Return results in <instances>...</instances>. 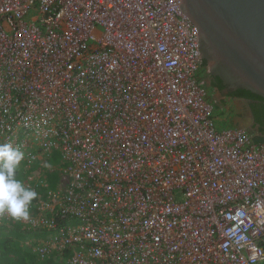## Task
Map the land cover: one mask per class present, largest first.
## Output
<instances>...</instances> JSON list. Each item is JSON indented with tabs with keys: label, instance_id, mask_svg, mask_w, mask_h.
<instances>
[{
	"label": "built area",
	"instance_id": "1",
	"mask_svg": "<svg viewBox=\"0 0 264 264\" xmlns=\"http://www.w3.org/2000/svg\"><path fill=\"white\" fill-rule=\"evenodd\" d=\"M178 3L0 0V104L60 154L69 264H264V140L213 124Z\"/></svg>",
	"mask_w": 264,
	"mask_h": 264
},
{
	"label": "water",
	"instance_id": "2",
	"mask_svg": "<svg viewBox=\"0 0 264 264\" xmlns=\"http://www.w3.org/2000/svg\"><path fill=\"white\" fill-rule=\"evenodd\" d=\"M177 7L196 28L207 77L264 100V0H179Z\"/></svg>",
	"mask_w": 264,
	"mask_h": 264
},
{
	"label": "trees",
	"instance_id": "3",
	"mask_svg": "<svg viewBox=\"0 0 264 264\" xmlns=\"http://www.w3.org/2000/svg\"><path fill=\"white\" fill-rule=\"evenodd\" d=\"M206 68L207 63L202 61L201 68L197 74L198 79L201 81H203V79L208 76L206 74ZM211 86V89H228L222 85L218 78L213 79ZM204 87L208 93L207 100L208 102L212 103V90L208 89L206 86ZM228 92V98L238 97L254 102V104H251V107L255 111L257 122H260L261 119L264 120L263 99L243 90H229ZM217 97L224 99V95H218ZM213 111L214 108L212 113ZM212 113L210 116L211 120ZM61 168L62 162L58 152H51L48 154L44 153L39 159H27L25 161H21V164L16 172V178L20 180L25 187L31 188L38 194L37 198L31 202L29 207V216L33 217L36 214L37 207L46 201L48 193H55V191L58 190L59 174ZM43 219L44 223H48L47 226L44 225L40 227H29L24 224L26 220L10 221V223L0 226V264L64 263L67 254L66 251H54L41 256L33 250L36 245L28 244L27 240L29 238L39 239L53 236L55 231L61 230L67 225L75 224L76 218L74 216H63L58 207H49L44 211Z\"/></svg>",
	"mask_w": 264,
	"mask_h": 264
},
{
	"label": "rangeland",
	"instance_id": "4",
	"mask_svg": "<svg viewBox=\"0 0 264 264\" xmlns=\"http://www.w3.org/2000/svg\"><path fill=\"white\" fill-rule=\"evenodd\" d=\"M15 111L16 109L14 108V106L11 104H7V102H3L2 104H0V143H11L13 147H19L20 151H22L24 154V158L22 161H25L26 159L30 158L39 159L42 153L39 152L41 150V147L40 144L35 140V135L32 133L28 135L22 133L17 127V123L12 122L13 120L9 118L11 115L14 114ZM211 118L214 125H216L218 129H220L218 126L223 128V121L220 110L214 109ZM56 198L57 196L55 194H52L49 199H46L47 202L45 201L37 207L36 214L33 217L29 216V219L26 220L24 224L29 227H40L43 223L42 218L44 216V211L47 210L50 206L47 203H54L56 201ZM22 220L23 219H13L12 217L6 214L0 215V226L10 223V221ZM44 224L46 226L48 225L47 222H45ZM27 243L36 245L33 250L39 255H43L45 253H52L57 247V245L53 241V236L39 239L29 238L27 240ZM69 263V259L66 258L63 264Z\"/></svg>",
	"mask_w": 264,
	"mask_h": 264
},
{
	"label": "clouds",
	"instance_id": "5",
	"mask_svg": "<svg viewBox=\"0 0 264 264\" xmlns=\"http://www.w3.org/2000/svg\"><path fill=\"white\" fill-rule=\"evenodd\" d=\"M24 158L19 147L0 143V215L13 219H29V207L37 198V192L16 178V172Z\"/></svg>",
	"mask_w": 264,
	"mask_h": 264
},
{
	"label": "crops",
	"instance_id": "6",
	"mask_svg": "<svg viewBox=\"0 0 264 264\" xmlns=\"http://www.w3.org/2000/svg\"><path fill=\"white\" fill-rule=\"evenodd\" d=\"M224 106L227 109L226 112L224 110H220L223 121L222 129H243L251 134L254 140H264L261 139L258 134L252 133L248 128L249 125L247 123V118L245 117L248 115L247 107L249 104L247 102H239L234 99H228ZM218 127L221 128L220 126Z\"/></svg>",
	"mask_w": 264,
	"mask_h": 264
},
{
	"label": "flooded vegetation",
	"instance_id": "7",
	"mask_svg": "<svg viewBox=\"0 0 264 264\" xmlns=\"http://www.w3.org/2000/svg\"><path fill=\"white\" fill-rule=\"evenodd\" d=\"M203 81H204L205 86L208 89H211V87H212L211 84L213 82V78H209L206 76ZM211 90H212L211 91L212 92L211 93V100H212L213 108H215V109L224 110L226 112L227 109L225 108L224 104L228 99H234V100H237L239 102H243V101L247 102L249 104V106L247 107L248 115L245 117L247 118V123L249 125L248 128H249V130H251L252 133L258 134L261 139H264V132H263L264 131V120L261 119L260 122H257L255 111L251 107V104H254V102H251V101H248V100H245L242 98H238V97L228 98V96H227V93H229L228 89L217 90V89L212 88ZM218 95L219 96L224 95V99H220L219 97H217ZM245 111H246V109H245Z\"/></svg>",
	"mask_w": 264,
	"mask_h": 264
}]
</instances>
